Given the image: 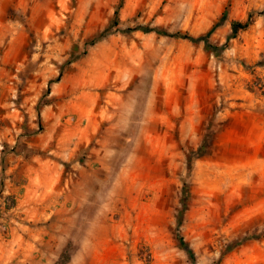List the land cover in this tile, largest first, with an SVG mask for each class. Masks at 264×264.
Here are the masks:
<instances>
[{
    "label": "rangeland",
    "instance_id": "1",
    "mask_svg": "<svg viewBox=\"0 0 264 264\" xmlns=\"http://www.w3.org/2000/svg\"><path fill=\"white\" fill-rule=\"evenodd\" d=\"M0 149H93L58 257L0 187V264H264V0H0Z\"/></svg>",
    "mask_w": 264,
    "mask_h": 264
},
{
    "label": "crops",
    "instance_id": "2",
    "mask_svg": "<svg viewBox=\"0 0 264 264\" xmlns=\"http://www.w3.org/2000/svg\"><path fill=\"white\" fill-rule=\"evenodd\" d=\"M82 150L93 151V149H0L2 193L10 194L8 196L14 195L18 201L17 205L20 207L19 216H23L22 218H44L46 224L43 226H33L32 223H29L25 224V227L32 239L40 238L42 243L45 241L44 243L48 245L55 244L54 249L46 251L52 256L58 257L65 248L66 238L61 236L59 239L57 235L65 234L67 225L63 227L61 222L50 221V219L68 221L76 218L77 214L74 209L64 208L67 207L65 205L67 203L66 200H60L59 191L45 193L43 198H47L45 201L49 205L47 204L43 209H40L39 206L43 199L34 196V194L39 191V181H47V187L53 182V187L56 189L64 179L68 180L64 178L66 164L69 162L70 168L80 166L81 163L77 157ZM45 173L48 175L47 177H45ZM42 174L43 177L40 179ZM67 174L68 172L65 173V175ZM21 192H24L25 195L28 194L27 197L21 198Z\"/></svg>",
    "mask_w": 264,
    "mask_h": 264
},
{
    "label": "trees",
    "instance_id": "3",
    "mask_svg": "<svg viewBox=\"0 0 264 264\" xmlns=\"http://www.w3.org/2000/svg\"><path fill=\"white\" fill-rule=\"evenodd\" d=\"M116 13H118V9L116 10ZM251 23H252V17L251 16H249L247 18V20H245V21H243V20H234V21H232V35L235 36L238 33V31L241 30V29H247L250 26ZM154 30L159 32V33H164L166 35L173 36V37H176V38L188 39V40L194 41V42H198V41L206 39V36L194 37L193 35H191L190 33H187V32L184 33V32L178 31V32H173L172 33V32H168V31L163 30V29H154ZM101 37L102 36H100L99 38H101ZM208 46H212V44L208 43ZM179 240H180V244L182 246H184V248L187 249V251L190 254V256L191 257H195L194 252L184 242L183 237L180 236Z\"/></svg>",
    "mask_w": 264,
    "mask_h": 264
},
{
    "label": "built area",
    "instance_id": "4",
    "mask_svg": "<svg viewBox=\"0 0 264 264\" xmlns=\"http://www.w3.org/2000/svg\"><path fill=\"white\" fill-rule=\"evenodd\" d=\"M3 200H5V198H3Z\"/></svg>",
    "mask_w": 264,
    "mask_h": 264
}]
</instances>
